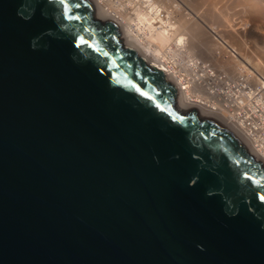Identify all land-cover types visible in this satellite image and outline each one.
I'll list each match as a JSON object with an SVG mask.
<instances>
[{"label":"water","instance_id":"95a60500","mask_svg":"<svg viewBox=\"0 0 264 264\" xmlns=\"http://www.w3.org/2000/svg\"><path fill=\"white\" fill-rule=\"evenodd\" d=\"M177 94L93 0H0V264H264L263 163Z\"/></svg>","mask_w":264,"mask_h":264},{"label":"bare ground","instance_id":"6f19581e","mask_svg":"<svg viewBox=\"0 0 264 264\" xmlns=\"http://www.w3.org/2000/svg\"><path fill=\"white\" fill-rule=\"evenodd\" d=\"M93 1L125 47L169 71L184 112L225 118L264 165V0Z\"/></svg>","mask_w":264,"mask_h":264},{"label":"rangeland","instance_id":"374dc122","mask_svg":"<svg viewBox=\"0 0 264 264\" xmlns=\"http://www.w3.org/2000/svg\"><path fill=\"white\" fill-rule=\"evenodd\" d=\"M255 36H257V37H255V38H257V39H259V40L262 38V36H260V35L258 36L257 34H256ZM220 55H221V54H220ZM248 55H250V54H248ZM252 55H253V54H252ZM252 55H250V58H248V56L246 55L248 59L244 58V57L241 55L242 58H243L242 60H245V61L252 60V61L249 62V63H250V64H255V63L253 62ZM262 55H263V54H262ZM223 56H226V54H225V55H221V57H223ZM253 56H255V57L257 58V59L255 58L256 60L254 59L255 62H256L259 58H261L260 55L258 56V54H256V55L254 54ZM263 56H264V55H263ZM263 56H262V57H263ZM223 58H225V57H223ZM262 59H263V62H264V58H261L260 60L262 61ZM263 62H262V63H263ZM213 64H214V62H213ZM263 64H264V63H263ZM213 66H214V65H213ZM262 66H263V65H262ZM214 67L216 68L217 66L215 65ZM263 67H264V66H263ZM263 67L260 68V70H261V69H264ZM218 68H219L218 71L222 70L220 67H217L216 69H218ZM252 68H253V69H254V68L257 69V68H256L255 66H253V65H252ZM258 70H259V69H258ZM222 71H223V70H222ZM261 72H263V71H261ZM263 73H264V72H263ZM186 112H187V111H186Z\"/></svg>","mask_w":264,"mask_h":264},{"label":"built area","instance_id":"2783aa9c","mask_svg":"<svg viewBox=\"0 0 264 264\" xmlns=\"http://www.w3.org/2000/svg\"><path fill=\"white\" fill-rule=\"evenodd\" d=\"M221 76H225V75H221ZM237 84H232L233 87H236Z\"/></svg>","mask_w":264,"mask_h":264},{"label":"snow or ice","instance_id":"6c2138e0","mask_svg":"<svg viewBox=\"0 0 264 264\" xmlns=\"http://www.w3.org/2000/svg\"><path fill=\"white\" fill-rule=\"evenodd\" d=\"M78 6V5H77ZM67 10V9H66ZM78 18V17H77Z\"/></svg>","mask_w":264,"mask_h":264}]
</instances>
